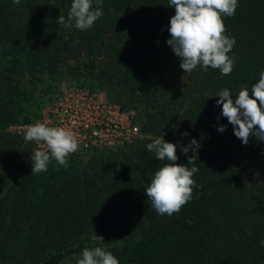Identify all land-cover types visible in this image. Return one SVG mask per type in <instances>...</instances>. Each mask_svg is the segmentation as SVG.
<instances>
[{
	"label": "trees",
	"instance_id": "16d2710c",
	"mask_svg": "<svg viewBox=\"0 0 264 264\" xmlns=\"http://www.w3.org/2000/svg\"><path fill=\"white\" fill-rule=\"evenodd\" d=\"M71 2L0 0V264H76L85 247L100 246L95 235L119 264H264V140L242 143L216 103L242 84L252 96L264 70V0H238L234 16L222 15L235 38L226 76L179 67L166 43L169 0H103L88 30L57 23ZM82 80L133 109L141 136L31 174L42 149L11 127L32 121L62 83ZM162 136L176 145L175 163L191 167L193 156L199 169L191 200L172 216L158 215L145 192L170 163L146 148ZM193 138L200 147L186 156Z\"/></svg>",
	"mask_w": 264,
	"mask_h": 264
},
{
	"label": "clouds",
	"instance_id": "9594fccd",
	"mask_svg": "<svg viewBox=\"0 0 264 264\" xmlns=\"http://www.w3.org/2000/svg\"><path fill=\"white\" fill-rule=\"evenodd\" d=\"M12 3L19 5L21 0H12ZM95 4L99 6L94 8L93 0H72L67 18L59 15L57 23L67 26L74 22L75 28L88 30L103 15V0H95ZM169 6H174L175 14L169 20L170 37L166 43L179 58V67L184 73L193 72L197 66L205 69L210 66L219 69L221 76L230 75L235 57H230L228 53L235 45V38L224 34L222 15L234 16L238 0H169ZM251 92L250 97L248 86L242 84L234 99L228 88L216 95V103L222 106L221 114L233 125L234 135L244 144L248 143L250 135L264 140V70H261L259 79L251 85ZM224 130L225 126L218 127V131ZM24 140L26 143L44 142L47 147V151L36 150L30 157L31 174L46 172L52 159L67 168L69 155L79 147L71 130L49 127L40 122L26 128ZM199 147V142L193 138L189 145L181 147V151L187 156L190 149L196 152ZM146 148L160 161L170 162L155 171L145 189L147 200L158 215L172 216L179 213L182 206L192 198L195 186L192 177L199 171L193 156L188 157V165L191 167L175 163L178 159L176 145L165 141L163 136L153 139ZM93 240L98 241L100 246L85 247L76 264H119L118 258L102 246L103 236L95 235ZM260 243L264 246V240Z\"/></svg>",
	"mask_w": 264,
	"mask_h": 264
},
{
	"label": "rangeland",
	"instance_id": "374dc122",
	"mask_svg": "<svg viewBox=\"0 0 264 264\" xmlns=\"http://www.w3.org/2000/svg\"><path fill=\"white\" fill-rule=\"evenodd\" d=\"M82 83L86 84L84 80L81 83H62L55 93L44 96L36 113L32 115V121L14 125L12 130L24 133L28 126L37 122L49 127L67 128L78 140L76 153L86 157L94 151L116 150L125 142L141 136L138 123L133 121V109H122L103 91L96 87L90 88L93 85L81 86ZM105 125L107 127L104 129ZM115 125L120 128L119 131ZM134 125L138 128L137 133L132 129ZM38 145L47 151L44 142H38Z\"/></svg>",
	"mask_w": 264,
	"mask_h": 264
},
{
	"label": "built area",
	"instance_id": "2783aa9c",
	"mask_svg": "<svg viewBox=\"0 0 264 264\" xmlns=\"http://www.w3.org/2000/svg\"><path fill=\"white\" fill-rule=\"evenodd\" d=\"M106 127H107V125L104 126V129H105ZM132 127H133L132 129H133L134 133H137V129H138L137 126L134 125V126H132ZM115 128H116L117 131L120 130V128H118L117 125H115ZM108 130H109V129H107L106 131H108ZM94 134L97 135V132H94ZM95 137H96V136H95Z\"/></svg>",
	"mask_w": 264,
	"mask_h": 264
}]
</instances>
